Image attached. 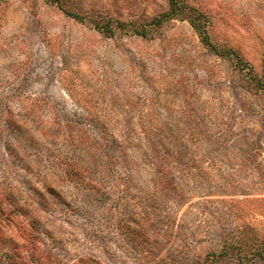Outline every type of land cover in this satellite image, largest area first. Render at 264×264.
I'll list each match as a JSON object with an SVG mask.
<instances>
[{
	"label": "rangeland",
	"instance_id": "1",
	"mask_svg": "<svg viewBox=\"0 0 264 264\" xmlns=\"http://www.w3.org/2000/svg\"><path fill=\"white\" fill-rule=\"evenodd\" d=\"M171 1L0 0V264H264V0Z\"/></svg>",
	"mask_w": 264,
	"mask_h": 264
},
{
	"label": "trees",
	"instance_id": "2",
	"mask_svg": "<svg viewBox=\"0 0 264 264\" xmlns=\"http://www.w3.org/2000/svg\"><path fill=\"white\" fill-rule=\"evenodd\" d=\"M179 0H172L171 3H172V6L170 8V10L164 15L166 18H171V17H174L176 16L178 10L180 7L182 8L183 6L179 5ZM194 18H190V21H191V24L196 27L198 29V25L196 24V22H194V19H195V16H192ZM198 31H200V34L202 35V39L207 42V43H210V40H209V36L208 34H206V32L198 29Z\"/></svg>",
	"mask_w": 264,
	"mask_h": 264
}]
</instances>
